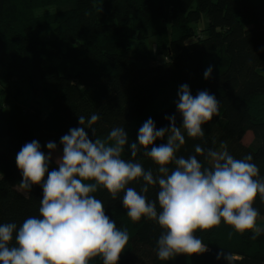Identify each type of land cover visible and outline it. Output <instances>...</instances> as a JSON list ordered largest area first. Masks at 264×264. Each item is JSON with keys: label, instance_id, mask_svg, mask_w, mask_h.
<instances>
[{"label": "trees", "instance_id": "1", "mask_svg": "<svg viewBox=\"0 0 264 264\" xmlns=\"http://www.w3.org/2000/svg\"><path fill=\"white\" fill-rule=\"evenodd\" d=\"M204 16L207 27L197 31ZM149 38H155L154 53ZM210 65L214 71L206 80ZM0 69V223L19 226L39 215L42 188L16 187L22 179L16 154L26 142L38 140L47 153L46 143L55 141L62 150L60 137L80 127L78 115L93 112L101 117L92 126L95 136L86 129L93 140L123 125L131 142L149 117L161 128L170 125L166 116L175 115L180 126L175 101L184 83L194 96L202 90L215 94L219 114L203 125V138L184 132L176 155H197L211 167L195 145L205 150L226 145L236 159L252 154L264 177V0H3ZM43 104L50 105L47 114ZM248 132L254 137L250 145L243 143ZM166 142L165 137L155 143ZM122 157L132 159L127 145ZM135 159L145 169L158 167L142 146ZM57 167L52 160L49 170ZM142 183L129 187L139 191ZM158 190L150 186L148 198L156 199ZM93 195L129 233L118 264H227L216 258L221 248L235 254L234 264H264V232L253 239V230L240 233L223 221L196 233L208 244L206 253L161 261L155 252L163 231L158 223L143 217L133 222L121 204L123 192L113 199L100 187ZM253 206L260 212L258 224L264 217L259 195ZM90 264L103 260L97 256Z\"/></svg>", "mask_w": 264, "mask_h": 264}, {"label": "clouds", "instance_id": "2", "mask_svg": "<svg viewBox=\"0 0 264 264\" xmlns=\"http://www.w3.org/2000/svg\"><path fill=\"white\" fill-rule=\"evenodd\" d=\"M213 71L208 66L204 79H210ZM177 96L182 124L177 126L176 116L170 115L165 117L170 125L157 128L149 117L131 142L123 125L113 127L104 139H90L86 129L95 136L92 126L101 118L99 113L88 118L77 114L80 127L60 137L62 153L56 157L58 167L51 171L57 143L48 141L45 153L38 140L26 142L16 154L22 176L16 187L28 192L34 185L42 188L39 215L27 217L19 226L0 223V264H90L97 256L103 264H118L129 233L117 226L102 200L93 195L100 187L113 199L123 192L121 204L133 222L143 217L161 226L155 249L161 261L206 253L209 246L196 233L222 221L240 233L253 230V239L264 232L256 224L260 212L253 206L258 195L264 201V177L252 154L236 159L226 145L219 150L195 145V153L205 155L211 167H204L197 155H176L185 144L184 132L192 138L204 137L203 125L219 114L220 101L207 90L194 96L187 83L179 86ZM165 137L166 143H155ZM126 145L132 159L122 157ZM141 146L158 166L155 170L145 169L135 159ZM140 180L139 191L129 187ZM150 186L159 189L156 199L148 198ZM216 258L227 264L236 259L223 248Z\"/></svg>", "mask_w": 264, "mask_h": 264}, {"label": "rangeland", "instance_id": "3", "mask_svg": "<svg viewBox=\"0 0 264 264\" xmlns=\"http://www.w3.org/2000/svg\"><path fill=\"white\" fill-rule=\"evenodd\" d=\"M55 9L56 8H54L53 10H50V12H54ZM194 27L197 29V31L205 29L207 27V19H206V17L204 16L202 21L199 24H196ZM48 33H49L50 37H54V32H53L52 28L48 29ZM147 43H148L149 50L152 53H154L155 52V38H149ZM2 71L3 70L0 69V73ZM2 86H3V84L0 82V90H2V88H3ZM0 94H1V91H0ZM24 101H25L24 96H21L19 98L18 102H20L22 107H25ZM41 107H42V111H43L44 114H47L50 111V109H51L49 104H43ZM243 143L246 144V145H250V144L254 143V137H253L252 133L248 132L245 135V137L243 139ZM61 153H62V150L58 147V151L53 153V160L56 161V157L59 156ZM263 224H264V217H262L258 221L257 226L262 227Z\"/></svg>", "mask_w": 264, "mask_h": 264}, {"label": "crops", "instance_id": "4", "mask_svg": "<svg viewBox=\"0 0 264 264\" xmlns=\"http://www.w3.org/2000/svg\"><path fill=\"white\" fill-rule=\"evenodd\" d=\"M2 4H3V0H0V11H1V8H2Z\"/></svg>", "mask_w": 264, "mask_h": 264}]
</instances>
